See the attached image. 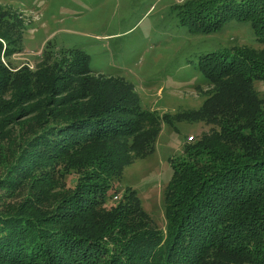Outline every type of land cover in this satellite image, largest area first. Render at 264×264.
Segmentation results:
<instances>
[{"label":"trees","instance_id":"obj_1","mask_svg":"<svg viewBox=\"0 0 264 264\" xmlns=\"http://www.w3.org/2000/svg\"><path fill=\"white\" fill-rule=\"evenodd\" d=\"M179 10L190 33L248 23L263 48L192 64L213 89L194 119L213 127L170 161L166 234L133 190L107 206L111 180L132 155L154 150L161 120L84 57L62 76L45 62L12 74L1 57L19 48L12 28L0 27V264H264V97L253 89L264 82V0ZM31 112L35 123L21 122ZM71 171L73 189L63 183Z\"/></svg>","mask_w":264,"mask_h":264},{"label":"rangeland","instance_id":"obj_2","mask_svg":"<svg viewBox=\"0 0 264 264\" xmlns=\"http://www.w3.org/2000/svg\"><path fill=\"white\" fill-rule=\"evenodd\" d=\"M208 1L0 0V27L12 28V44L19 48L1 57L12 74L23 68L35 73L45 62L55 65L57 76H62L69 64L84 57L89 68L128 84L136 104L161 120L154 150L141 157L132 155L120 177L111 180L113 193L107 206L133 190L153 227L163 234L170 161L213 127L194 119L213 89L194 73L192 64L211 52L263 48L248 23L229 22L207 34L190 33L179 25V9ZM97 80L93 78L101 87ZM253 89L264 97V82L254 81ZM26 116L21 122L35 123V112ZM77 179L71 171L64 186L73 189ZM63 263L71 264L72 259Z\"/></svg>","mask_w":264,"mask_h":264}]
</instances>
